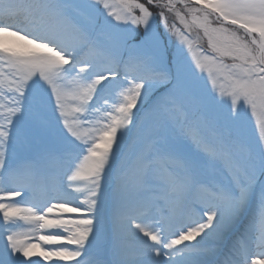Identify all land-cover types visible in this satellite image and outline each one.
<instances>
[{"label":"snow or ice","instance_id":"snow-or-ice-1","mask_svg":"<svg viewBox=\"0 0 264 264\" xmlns=\"http://www.w3.org/2000/svg\"><path fill=\"white\" fill-rule=\"evenodd\" d=\"M41 260L264 264V0H0V264Z\"/></svg>","mask_w":264,"mask_h":264},{"label":"rangeland","instance_id":"rangeland-1","mask_svg":"<svg viewBox=\"0 0 264 264\" xmlns=\"http://www.w3.org/2000/svg\"><path fill=\"white\" fill-rule=\"evenodd\" d=\"M109 2H111V0H109ZM156 11H158V10H156ZM157 19L160 23L161 29L163 30L164 22L162 20H159V17H157ZM167 24H168L169 29L174 30L173 35H172V38L174 40H177L179 42L182 38H188L189 42H191L193 45L194 51L197 49L198 46H203V47L207 46L206 39H202V36H203L202 32H199V30L195 29V27H193V29L190 33L184 32V25L181 24L180 20L175 16L174 13L169 14ZM198 32H199V35H198ZM175 33H180V35L178 36ZM185 50L187 51V47H185ZM208 86H209V88H211L210 83ZM256 134L257 133L255 131L254 125L250 126L249 127V135L255 136ZM45 247H48V246H45ZM33 259H40V258L39 257H33ZM41 264H45V262L41 260Z\"/></svg>","mask_w":264,"mask_h":264},{"label":"bare ground","instance_id":"bare-ground-1","mask_svg":"<svg viewBox=\"0 0 264 264\" xmlns=\"http://www.w3.org/2000/svg\"><path fill=\"white\" fill-rule=\"evenodd\" d=\"M4 40L10 47H15L19 43L14 37H5Z\"/></svg>","mask_w":264,"mask_h":264}]
</instances>
